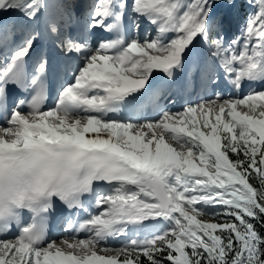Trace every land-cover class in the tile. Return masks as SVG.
I'll return each mask as SVG.
<instances>
[{"label": "snow or ice", "instance_id": "obj_1", "mask_svg": "<svg viewBox=\"0 0 264 264\" xmlns=\"http://www.w3.org/2000/svg\"><path fill=\"white\" fill-rule=\"evenodd\" d=\"M215 3L95 0L73 34L68 3L0 0V264H264V0L227 41ZM178 76L198 98L172 111Z\"/></svg>", "mask_w": 264, "mask_h": 264}, {"label": "rangeland", "instance_id": "obj_2", "mask_svg": "<svg viewBox=\"0 0 264 264\" xmlns=\"http://www.w3.org/2000/svg\"><path fill=\"white\" fill-rule=\"evenodd\" d=\"M244 1L246 2V8L248 10L247 15H249V13L252 12V11H255V9L249 6V4L247 3V0H244ZM61 2L68 3L70 5L68 11L69 12H74L75 13V16L73 17V19H76L77 17L78 18H82L84 16V13L85 12L90 11L92 4L95 3V0H62ZM130 2H131V0H130ZM225 5L228 6L227 0H216L215 7H214V10H213V13H212V14H215V16L213 17V19L211 20V22L221 23L223 25L225 39L227 41V40H230L233 36H237V35L240 34L242 28L245 25V22H246L248 16L244 15L243 16L244 20L242 22L240 21L241 23L238 25V27L235 28L233 32H231V31L228 30V27L226 25L227 20L228 21L235 20V22H237L239 20V15H238V13H235V15L232 16V18H229L228 15L225 14V12L223 10V7ZM145 26H146V28L143 29L141 27L142 29H140V32H141V30H142V32L141 33L139 32V36L141 38H143V36L145 35V30H147V29H150L152 31V34L155 35V29L151 25L150 26L145 25ZM70 31H71V28H70ZM17 39L18 40L20 39V36L19 35L17 36ZM91 41L92 42L96 41V42H94L95 43L94 45H96L98 42H100L99 39L94 40L92 38H91ZM252 88H254V87H252ZM173 100L175 101L176 99L173 97ZM168 107L172 111H178L182 106L181 107H176V106H173V104H169ZM205 219H207V217H205ZM62 236H64V234L58 235L54 239H57L58 240ZM111 244H113L115 246H119L120 241L119 240H116L114 243H111Z\"/></svg>", "mask_w": 264, "mask_h": 264}, {"label": "bare ground", "instance_id": "obj_3", "mask_svg": "<svg viewBox=\"0 0 264 264\" xmlns=\"http://www.w3.org/2000/svg\"><path fill=\"white\" fill-rule=\"evenodd\" d=\"M62 0H50V2L51 3H53V4H55V3H58V2H61ZM84 5V4H83ZM83 8V7H82ZM50 14L51 15H54V16H58V12H57V10L55 9V8H52V9H50ZM9 16H15V14H8ZM215 16V14H212V16H211V20L213 19V17ZM83 19V17L82 18H76V19H72L71 21H69V23H70V25H75V27H77V28H80L81 30H82V24L80 23V22H78V20H82ZM66 20H67V17H66ZM145 25H148V26H150L149 24H148V22L147 21H144V20H142V28L144 29V28H146V26ZM38 28H39V30H40V32H41V39L37 42V43H42L43 44V47H42V51H44V50H46V48H44L45 46H47L48 44H50V43H52V42H54L55 41V39H56V37L55 36H52V35H49L48 34V32H47V30H46V26H45V23H44V21L43 20H41V21H39V23H38ZM141 28V29H142ZM141 33V32H140ZM92 36L94 37V34H92ZM97 38H100V37H97ZM17 41H18V39H17ZM94 42H96V41H94ZM94 42H92L93 43V45L95 44ZM95 46V45H94ZM41 51V50H40ZM158 73L159 72H157V73H155L154 75H155V77H156V79H154L153 81H152V84L153 85H155L157 82H159V81H162V80H164V79H158ZM172 91H173V97L176 99L175 100V103L173 104V106H176V107H179V105L177 104V98H179V97H182V98H184V103L186 102V101H189V100H191L192 102H195L196 101V99L198 98V93H195V92H181V93H178V92H176L175 90H173L172 89ZM221 92H223L224 94H226L227 93V91L226 90H221ZM172 97V98H173ZM65 228V227H64ZM64 228H62L60 231H59V233L58 234H56L54 237H56L57 235H61V234H66V232H65V230H64ZM149 230H151L150 228H149ZM54 237H53V239H54Z\"/></svg>", "mask_w": 264, "mask_h": 264}, {"label": "trees", "instance_id": "obj_4", "mask_svg": "<svg viewBox=\"0 0 264 264\" xmlns=\"http://www.w3.org/2000/svg\"><path fill=\"white\" fill-rule=\"evenodd\" d=\"M223 10L225 11V7H223ZM247 12H248V10L246 8V2L244 0H239L238 6L236 7V11H235V13H238V15H239V20L237 22H235V20H233V21L227 20L226 25L228 27V30L233 32L234 29L237 28L238 25L244 20L243 16L244 15L248 16ZM253 183H255V181H253ZM257 227L259 228V225H257ZM260 231L262 234H264V228H261Z\"/></svg>", "mask_w": 264, "mask_h": 264}]
</instances>
